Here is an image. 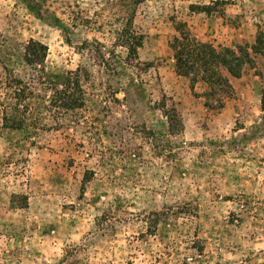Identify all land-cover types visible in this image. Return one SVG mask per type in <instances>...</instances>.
Here are the masks:
<instances>
[{"label":"rangeland","instance_id":"obj_1","mask_svg":"<svg viewBox=\"0 0 264 264\" xmlns=\"http://www.w3.org/2000/svg\"><path fill=\"white\" fill-rule=\"evenodd\" d=\"M122 11L0 0V264H264V0H145L134 66L116 44ZM181 26L250 51L240 78L218 71L231 93L176 71ZM31 39L48 48L44 74L25 61ZM79 69L85 106L61 117L49 83Z\"/></svg>","mask_w":264,"mask_h":264},{"label":"trees","instance_id":"obj_2","mask_svg":"<svg viewBox=\"0 0 264 264\" xmlns=\"http://www.w3.org/2000/svg\"><path fill=\"white\" fill-rule=\"evenodd\" d=\"M145 0H120L122 12L125 13V24L122 29L118 31L117 46L122 47L127 51L125 63L129 66L139 64V50L144 44V35L138 33L134 29V18L136 10ZM191 10L197 12H205L211 14L213 12L212 6H191ZM179 36L171 42L170 47L175 61L176 71L193 82H198V79H203L207 82L217 84V88L211 87L213 92L221 91L229 94L232 87L228 79L220 77L219 69L224 67L229 74L234 78H240L243 69L246 65L253 63V58L250 51L244 47H237L236 50L225 49L223 47H215L212 44L200 41L193 36L190 31L185 30L181 26L178 29ZM259 52H264V39L257 42ZM48 48L30 40L24 48V58L27 64L34 66L42 74L45 73V62L47 59ZM84 69H79L76 72L68 74L66 82L59 86L54 82L49 83V90L52 92L49 100V107L59 112L61 117L68 115L70 112L82 109L85 106L84 89L81 84ZM7 81L4 85L12 90L13 96L16 98L18 104L26 99V92L24 89L18 88L19 81L11 73L8 74ZM46 100V98H43ZM220 100V99H219ZM218 100V101H219ZM222 106L223 103L219 101ZM264 104V99H263ZM16 111V110H15ZM170 127L174 128L181 124L178 112L173 109L171 114H167ZM7 120H9L7 118ZM10 128H20L24 124V120H10Z\"/></svg>","mask_w":264,"mask_h":264}]
</instances>
